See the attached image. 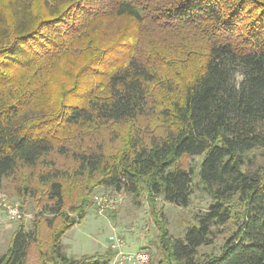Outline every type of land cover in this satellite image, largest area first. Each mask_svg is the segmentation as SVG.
Listing matches in <instances>:
<instances>
[{
  "label": "trees",
  "instance_id": "1",
  "mask_svg": "<svg viewBox=\"0 0 264 264\" xmlns=\"http://www.w3.org/2000/svg\"><path fill=\"white\" fill-rule=\"evenodd\" d=\"M97 126L115 137L83 145ZM185 155L210 202L183 238L150 211L156 264H264V0H0V190L52 215L0 264H109L62 248L93 190L186 207Z\"/></svg>",
  "mask_w": 264,
  "mask_h": 264
},
{
  "label": "rangeland",
  "instance_id": "2",
  "mask_svg": "<svg viewBox=\"0 0 264 264\" xmlns=\"http://www.w3.org/2000/svg\"><path fill=\"white\" fill-rule=\"evenodd\" d=\"M152 126L156 121L151 116ZM121 127L120 130H124ZM94 130L89 134L77 135V138L83 137V145H94L96 142L111 140L115 137L107 127L97 126L89 129ZM88 131H81L87 133ZM102 144V143H101ZM202 155L183 156L179 160V164L184 168H191L192 173V194L189 205L180 207L157 198L154 207L150 205V201L146 200L143 192L129 193L125 190H114L111 187H97L92 192V200L97 195H109L115 200L114 209H109L103 213H99L93 204L87 209L84 219L68 229L61 237L63 251L70 257H80L82 255L105 254L114 239L123 240L122 249L124 251H134L137 249H147L151 254L148 264H156L154 246L152 240L155 238L156 227L152 219L151 212L159 213L161 220L167 225L169 232L179 238H183L187 225L193 223L196 214L203 212L210 197L203 190L199 180L198 170ZM9 183L3 186L2 191L5 192L13 200L21 202V200L13 194ZM24 219L21 222L24 229L37 226L40 237L43 239L49 235V230L45 229V218L52 215L43 212L40 207H36L32 197L28 196L23 204ZM38 214V215H37ZM151 216H150V215ZM18 221H9L5 219L0 210V255H2L9 246L11 236L18 227ZM229 225L226 226L224 233ZM39 237V238H40ZM226 235L217 232L214 240L210 245H202L199 252L219 253L221 245ZM111 249V248H110ZM113 252V251H112ZM31 254V252H30ZM31 264H38L36 253L31 254ZM112 259V257H111Z\"/></svg>",
  "mask_w": 264,
  "mask_h": 264
},
{
  "label": "built area",
  "instance_id": "3",
  "mask_svg": "<svg viewBox=\"0 0 264 264\" xmlns=\"http://www.w3.org/2000/svg\"><path fill=\"white\" fill-rule=\"evenodd\" d=\"M94 204L99 213L114 209L115 200L109 195L101 194L94 197ZM0 210L5 219L9 221H19L24 219V211L20 208L19 202L10 198L5 192L0 190ZM123 240L114 239L110 248L113 257L109 264H148L151 254L147 249H137L134 251H124L122 249Z\"/></svg>",
  "mask_w": 264,
  "mask_h": 264
}]
</instances>
